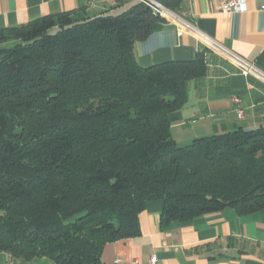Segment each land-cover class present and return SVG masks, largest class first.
I'll use <instances>...</instances> for the list:
<instances>
[{
  "label": "trees",
  "instance_id": "1",
  "mask_svg": "<svg viewBox=\"0 0 264 264\" xmlns=\"http://www.w3.org/2000/svg\"><path fill=\"white\" fill-rule=\"evenodd\" d=\"M158 1L179 16L186 5ZM165 22L115 0L0 30V259L105 264L104 245L138 235L153 199L162 224L264 208L263 127L172 139L207 49L141 66L134 42Z\"/></svg>",
  "mask_w": 264,
  "mask_h": 264
},
{
  "label": "crops",
  "instance_id": "2",
  "mask_svg": "<svg viewBox=\"0 0 264 264\" xmlns=\"http://www.w3.org/2000/svg\"><path fill=\"white\" fill-rule=\"evenodd\" d=\"M225 1L186 0L180 17L264 72V0H244L243 11L223 12L219 6ZM113 5L115 0H0V30L82 6L97 14ZM203 47L206 73L188 84L187 101L170 113L172 139L184 145L194 138L264 128V80L244 74L240 65L192 32L166 21L136 40L133 53L141 66H151L191 60ZM162 208L161 199L149 201L138 215L140 233L105 244L104 263L149 264L155 256L156 264H264V208L238 214L228 207L166 224ZM0 264L19 263L1 258Z\"/></svg>",
  "mask_w": 264,
  "mask_h": 264
},
{
  "label": "built area",
  "instance_id": "3",
  "mask_svg": "<svg viewBox=\"0 0 264 264\" xmlns=\"http://www.w3.org/2000/svg\"><path fill=\"white\" fill-rule=\"evenodd\" d=\"M145 5L147 8L151 10V12L155 15H158L164 18L166 21H172L176 24L178 28L181 30L190 31L195 34L199 39L204 40L206 43L210 45H214L220 51L225 53L232 61L236 62L238 65L242 67V71L244 74L253 73L258 75L260 78L264 80V72L257 68L252 62L243 59L242 57L236 55L235 53L229 51L225 47H223L220 43L214 41L198 29L194 28L190 23L181 18L179 15L174 13L172 10L168 9L158 0H136ZM264 9V4L262 5ZM219 9L223 12L226 11H243L244 10V0H226L219 6ZM233 102L235 104L239 103V99L237 97H233ZM236 112L239 116L242 115V110L239 106L235 108ZM149 264H156V257L152 256L149 260Z\"/></svg>",
  "mask_w": 264,
  "mask_h": 264
},
{
  "label": "rangeland",
  "instance_id": "4",
  "mask_svg": "<svg viewBox=\"0 0 264 264\" xmlns=\"http://www.w3.org/2000/svg\"><path fill=\"white\" fill-rule=\"evenodd\" d=\"M177 142V141H176Z\"/></svg>",
  "mask_w": 264,
  "mask_h": 264
}]
</instances>
